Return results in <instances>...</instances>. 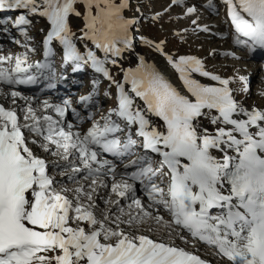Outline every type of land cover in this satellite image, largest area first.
Listing matches in <instances>:
<instances>
[{
	"label": "snow or ice",
	"instance_id": "obj_1",
	"mask_svg": "<svg viewBox=\"0 0 264 264\" xmlns=\"http://www.w3.org/2000/svg\"><path fill=\"white\" fill-rule=\"evenodd\" d=\"M221 2L234 42L250 51L264 50V0ZM172 7L185 8L186 17L198 11L187 0H171L165 11ZM204 7L215 11L213 0ZM128 9L129 0H0V12L21 11L15 27L29 25L30 15L47 19L46 57L58 41L74 72L90 65L116 91L115 107L98 120L89 115L91 126L81 132L83 118L69 100L61 105L45 99L36 108L31 97L4 92V85L34 83L29 69L43 65L27 64L26 54L0 56V65H12L0 66V95L13 105L0 104V264H208L175 243L179 238L188 244V236L214 246L229 264H264V111L249 110L235 98L230 85L237 78L210 73L195 56L174 59L164 53L165 41L154 44L141 37L165 56L188 95L142 56L136 68L121 69L123 78L117 80L106 65L116 66L109 56L120 57L133 47L131 29L138 21L125 16ZM70 16L82 19L79 39L91 41L103 59L91 49L78 50ZM192 24L197 26L193 31H211L195 19ZM21 34L28 35L23 29ZM194 73L219 86L200 83ZM238 79L248 93V78ZM17 98L25 104H17ZM79 103L92 105L93 96H82ZM69 109L75 124L66 119ZM202 119L214 130L204 127ZM105 153L121 160L136 156L125 167L137 170L118 173ZM56 175L76 186L69 188ZM137 184L146 201L137 195ZM99 189H110L117 199H104L101 209ZM122 200L129 201L127 210ZM148 221L156 231L165 229V235L153 239L141 233L140 225Z\"/></svg>",
	"mask_w": 264,
	"mask_h": 264
},
{
	"label": "rangeland",
	"instance_id": "obj_2",
	"mask_svg": "<svg viewBox=\"0 0 264 264\" xmlns=\"http://www.w3.org/2000/svg\"><path fill=\"white\" fill-rule=\"evenodd\" d=\"M129 2L130 9L126 10L124 14L130 20L135 19L138 21L131 29L133 47L130 51L123 52L122 57L115 58L109 56L110 60L115 59L117 61L116 66H113L111 63L106 65L112 76L117 80H122L123 78V71L121 69L127 70L129 68H136L138 58L142 56L147 63L155 65L157 70L164 74L182 94L188 95L183 88L182 82L178 79V74L168 65L165 56L161 55L153 48L144 45L141 40V37H143L152 40L154 44L165 41L163 45L164 53L173 56L174 59H178L179 56H195L203 60L205 69L210 73L219 75L222 78H237L236 82L230 87L233 89L235 98L243 104L255 103L264 99V95H261L264 93V66L259 65L253 67L254 60L251 58L237 59L239 57H247L248 50L234 42V37L232 36L226 22V6L221 0H213L215 11H210L204 7V5L208 3V0H187L189 5H195L198 9L196 14L187 17L184 15L186 12L185 8L172 7L169 11H165V9H169L171 0H129ZM137 8L140 9L139 12L137 11ZM158 13L161 14L159 19L153 20L152 17ZM12 17H8L9 19H6V21L4 20V22L8 23V25L5 26L6 28L10 27V23H12L11 20H13ZM194 19L197 20L200 27L207 26L211 31H193V29L197 27L192 24V20ZM69 24L71 32L73 33V42L76 44L78 50L83 54L86 50L91 49L96 52L98 58L103 59L104 54L97 50L91 41H81L79 39L82 35V32L80 31V29L83 28L82 19L71 16ZM6 28L4 29L6 30ZM22 29L27 31V37L21 34V29H17L16 31L18 37H10L9 35L12 43L9 41V44L5 45V47L13 46V49L8 51L6 56L15 57L17 55L26 54L28 57V64L36 65L46 63V69L49 70L50 77H53L52 80L50 77L44 80L48 85L62 83L63 87L66 86V88H72L70 91L71 99L69 101L71 102L72 108L76 109L78 112L82 111V113L79 114L83 118V122L78 126L81 132H84L91 126V121L87 118L89 115L98 120L101 113H107L110 108L115 107L116 91L114 85L110 86L109 81L103 78L101 74H92L88 70V65L82 66L81 70L76 74L72 70L73 65L65 63L60 45L57 41L54 42V46L52 45L51 47L53 54L52 57L49 58L50 63L49 61L44 60V57L42 56L43 51H45L43 41L48 32L46 18L37 15L36 18H33V20L30 21V24L27 27ZM0 32L3 33L4 30L0 29ZM177 33H179V35H177ZM25 45H27V47H25ZM3 52L4 51L0 50V54ZM227 53H230L231 55H226ZM256 59L259 60V57ZM6 64L0 66H6ZM241 76L248 78L249 91L246 94L242 91L243 84L238 79ZM251 76H253L254 81L249 79ZM36 78L37 77H35V82ZM66 78L71 80L65 81ZM192 78L197 79L200 83L208 86H219L216 82L209 79L207 80V78L200 77L195 73L192 74ZM38 79L40 82L39 84H36L35 82L29 83L31 85L22 84L20 87H14L13 89L8 88L5 85L2 87L6 93L16 90L21 92L25 97H32L33 94H42L41 97L43 98L45 93H43L42 90L45 89L46 91V88L42 79ZM94 80L96 81L95 85L93 83ZM32 86H34L33 89ZM126 89H130V85H126ZM106 93L108 95H105ZM85 95L93 96L92 105H82L79 103L80 98ZM65 96L69 95H64L60 98H66ZM46 99L52 104H63V101L57 96ZM30 103L33 107L39 108V106L35 105L32 100ZM136 103L140 104L138 101H136ZM0 104H3L5 107H13L10 100H6L2 95H0ZM17 104L24 105L25 101L17 98ZM48 114L54 115L55 113L50 110ZM69 115L72 117L71 122L75 124L76 118L71 115V109H69V114L66 117L67 121H69ZM150 119L157 125V121L154 118L150 117ZM206 121L207 120L201 121L204 127L208 122ZM36 151L38 155L45 156V154L40 152L39 149H36ZM138 151L142 152L143 150L138 149ZM103 158L113 160L117 165L118 173L129 172L130 170L132 172L131 168H133V171L137 170L134 166L125 167V165H130V161L136 160V156L124 157L121 160L115 157H108L105 153L103 154ZM46 159L52 161L56 158L46 156ZM61 163L64 162L61 161ZM51 171L53 170L50 169V172ZM55 171L59 170L57 169ZM55 178L58 181L63 180L69 188L76 186L70 181H67L65 176L56 175ZM105 179L107 183L111 184L112 181L110 178ZM117 179H119V176ZM88 183H90V181ZM137 188V195L142 200L146 201L147 198L144 196L143 191L140 190L141 186L137 184ZM98 192L100 198L97 199V203L101 209L105 208L104 199L109 197L112 200L117 199V197L111 193L110 189H99ZM128 203L129 201H121V205L125 210H127ZM215 213L216 211L212 212V214ZM161 215H163L166 220H170L167 213L161 212ZM149 226H151L154 231L149 232ZM155 229L156 225L152 221H148L139 227L141 233L149 235L153 239L165 235V229L160 228L158 231ZM177 231L179 232L180 230L177 229ZM187 238L189 241L188 244H184L179 238H176L175 243L189 252L200 256L203 260L207 261L208 264H229L225 258H222L217 254V250L214 246H209L202 241L194 240L190 236Z\"/></svg>",
	"mask_w": 264,
	"mask_h": 264
},
{
	"label": "bare ground",
	"instance_id": "obj_3",
	"mask_svg": "<svg viewBox=\"0 0 264 264\" xmlns=\"http://www.w3.org/2000/svg\"><path fill=\"white\" fill-rule=\"evenodd\" d=\"M18 12H21V11H18ZM17 14H21V13H17ZM14 17L15 15H11V14H9V15H7L6 17H4V20L6 21V19L8 20L9 18L8 17ZM16 16H18V15H16ZM12 17V18H13ZM37 17V15H30V20H33V18H36ZM4 20L2 21V22H0V29H4V28H6L5 26L6 25H8V23H6V22H4ZM26 26H28V25H26ZM17 29H19V27H14V29H12V32H11V34H10V37L11 36H13V37H18L17 36ZM10 37H9V33L8 32H0V50H2V51H4L2 54H0V56H6L7 55V53H8V51H10V50H12L13 49V46H6L5 47V45H8L9 44V41H10ZM12 41V40H11ZM10 41V42H11ZM12 43V42H11ZM135 45V44H134ZM17 56H20V55H17ZM241 58H251L252 60H254L253 62H254V64H253V67H257V66H259V64L262 62V61H259L258 59H256L257 58V56H256V54L255 55H248L247 57H239V58H237V59H241ZM44 60H46V61H49L50 59L48 58V57H46V56H44ZM244 62V61H243ZM49 63H50V61H49ZM28 64V63H27ZM69 64V63H68ZM252 64V63H251ZM41 65H43V67L42 68H36V67H33V68H30L29 69V72H28V74H30V75H32V76H34V77H37L36 78V84H39L40 82H39V79L38 78H41L42 79V82L44 83V86H45V88H46V91H45V89H43L42 91H43V93H45V95H44V97L42 98L41 96H42V94H33V96L31 97L32 98V101H33V103L35 104V105H38V106H40V103L42 104V102H43V100H45L46 98H53V96H57L61 101H64V100H70L71 98H70V91L72 90V88H69V87H67L66 88V86L65 87H63V84L62 83H53L54 85H48L44 80H46L48 77H50V73H49V70H47L46 69V63H43V64H41ZM12 65H9V64H6V66H2V67H11ZM22 66H26V65H22ZM78 72L79 71H75V73L76 74H78ZM174 75H175V77H176V74H175V72H174ZM50 79L52 80L53 79V77L51 78L50 77ZM249 79H251V81H254L253 79V76H251ZM67 80H71V79H65V81H67ZM208 80V79H207ZM251 81H250V83H251ZM178 82L181 84V82L178 80ZM63 83H64V81H63ZM23 85H25V84H23ZM29 85H31V84H29ZM232 85V84H231ZM230 85V86H231ZM256 85V84H255ZM5 86H7V85H5ZM21 85H14V86H12L11 87V89H13L14 87H20ZM57 86V87H56ZM8 87V86H7ZM55 87H56V89H55ZM9 88V87H8ZM34 88V86H32V89ZM74 88V87H73ZM45 91V92H44ZM64 95H69V96H65L66 98H60V97H63ZM41 97V98H40ZM136 101H138L142 106H143V102L142 101H140L138 98L136 99ZM4 104V103H3ZM138 104V103H137ZM259 106H258V105ZM62 105V104H61ZM245 105V107L246 108H248L249 110H251L253 107H255L257 110H260V111H264V99H261V100H259L258 102H252V103H247V104H244ZM49 112H50V110H49ZM48 112V113H49ZM54 113V112H53ZM79 113H82V111H80ZM213 114H215V115H218V113H215V110H213ZM53 116V118H57L56 117V114H54V115H52ZM152 118H154L156 121H157V125H161L162 124V121H160L158 118H156V117H152ZM240 118H242V119H247L246 117H240ZM72 119V117L69 115V121H72L71 120ZM202 121H204L203 119H202ZM207 122V121H206ZM205 122V123H206ZM261 123H264V122H261ZM223 126V125H222ZM205 127L206 128H209V130L210 131H212V130H214V126H212V125H210L209 124V122H207V124L205 125ZM237 137L239 138V136H238V134H237ZM213 152L215 153V150H213ZM107 156H108V154H106ZM109 157V156H108ZM132 169V171H133V168H131ZM129 172H131V170L129 171Z\"/></svg>",
	"mask_w": 264,
	"mask_h": 264
}]
</instances>
